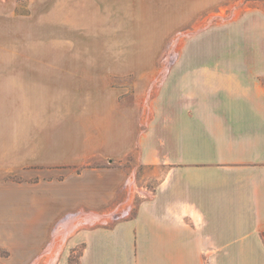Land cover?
<instances>
[{
    "label": "crops",
    "instance_id": "crops-1",
    "mask_svg": "<svg viewBox=\"0 0 264 264\" xmlns=\"http://www.w3.org/2000/svg\"><path fill=\"white\" fill-rule=\"evenodd\" d=\"M15 1L0 0L8 18ZM35 4L29 18L66 21L72 52L181 55L76 57L71 92L89 113L41 132L30 155L0 140V264H264V10Z\"/></svg>",
    "mask_w": 264,
    "mask_h": 264
},
{
    "label": "rangeland",
    "instance_id": "rangeland-1",
    "mask_svg": "<svg viewBox=\"0 0 264 264\" xmlns=\"http://www.w3.org/2000/svg\"><path fill=\"white\" fill-rule=\"evenodd\" d=\"M35 2L16 0L11 18L0 11V15H5L0 18V130L6 129V136L0 131V140L21 147L28 155L34 152L35 141L41 132L61 130L68 119L73 118L72 114L84 118L89 113L85 110L91 97L84 98L82 94L71 92L72 77L68 66L72 59L95 62L103 58L109 63L115 60L146 63L150 59L160 62L166 58H180L178 51L172 54L113 51L105 52L104 56L97 51L72 52L73 37L68 35L66 21L61 20L63 26L57 29L53 25L57 21H53L50 14L29 18L36 7ZM241 3L264 10V0H241ZM142 69L134 68L136 71ZM116 70L125 72L128 69ZM75 124L80 127L78 133L83 126L78 122ZM128 165L131 166L130 162Z\"/></svg>",
    "mask_w": 264,
    "mask_h": 264
}]
</instances>
